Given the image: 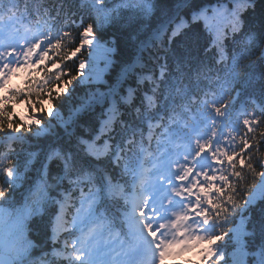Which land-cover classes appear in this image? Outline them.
I'll return each instance as SVG.
<instances>
[{
  "label": "snow or ice",
  "instance_id": "obj_1",
  "mask_svg": "<svg viewBox=\"0 0 264 264\" xmlns=\"http://www.w3.org/2000/svg\"><path fill=\"white\" fill-rule=\"evenodd\" d=\"M192 250L264 264V4L0 0V264Z\"/></svg>",
  "mask_w": 264,
  "mask_h": 264
},
{
  "label": "trees",
  "instance_id": "obj_2",
  "mask_svg": "<svg viewBox=\"0 0 264 264\" xmlns=\"http://www.w3.org/2000/svg\"><path fill=\"white\" fill-rule=\"evenodd\" d=\"M258 4H264V0H258ZM259 10L260 9L258 8L257 11L259 12ZM109 31L111 32V31H115V30L111 29ZM117 38L122 44L127 40V36L125 34H122V33H117ZM84 55L87 56V51H85ZM257 71H259V69ZM26 82H27V75L25 73L21 72V73H18L17 75H15L11 79L10 87L25 88ZM44 105H45V107H48V102L46 99L44 101ZM13 109L16 113V119L18 121L21 118H23V120L25 122H27L30 119L29 118V109H28V107H26L23 97L21 98V100L18 103L13 104ZM32 143L35 144L36 141H32ZM27 147H28V145L26 144L25 148H27ZM26 179H34V176H32L30 174L29 177ZM27 188H28V183L25 182L23 184V186L18 189L17 194L12 198L13 202L11 204H5L4 206H8L10 208L11 207L20 208V206L23 204V195L22 194L26 192ZM32 238H35L34 233L32 234ZM34 255L38 256L39 252L38 251L34 252ZM198 261H199V257H197L194 262L197 264Z\"/></svg>",
  "mask_w": 264,
  "mask_h": 264
},
{
  "label": "rangeland",
  "instance_id": "obj_3",
  "mask_svg": "<svg viewBox=\"0 0 264 264\" xmlns=\"http://www.w3.org/2000/svg\"><path fill=\"white\" fill-rule=\"evenodd\" d=\"M4 208H6V207H4ZM6 209H8V208H6ZM9 210V209H8Z\"/></svg>",
  "mask_w": 264,
  "mask_h": 264
}]
</instances>
